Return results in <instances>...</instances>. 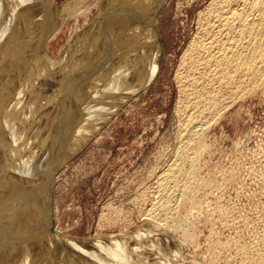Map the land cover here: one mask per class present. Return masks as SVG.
Returning a JSON list of instances; mask_svg holds the SVG:
<instances>
[{"label": "bare ground", "instance_id": "obj_1", "mask_svg": "<svg viewBox=\"0 0 264 264\" xmlns=\"http://www.w3.org/2000/svg\"><path fill=\"white\" fill-rule=\"evenodd\" d=\"M164 1L0 0V264H204L188 251L190 212L213 182L199 176L204 132L230 100L264 92V0H211L199 13L175 73L176 150L139 228L82 239L48 225L58 169L159 70ZM67 23L51 63L47 45ZM232 258L264 264V242Z\"/></svg>", "mask_w": 264, "mask_h": 264}, {"label": "rangeland", "instance_id": "obj_2", "mask_svg": "<svg viewBox=\"0 0 264 264\" xmlns=\"http://www.w3.org/2000/svg\"><path fill=\"white\" fill-rule=\"evenodd\" d=\"M210 1L162 4L157 14L159 70L58 169L50 193L53 203L46 206L52 205L48 225L54 236L85 239L139 228L151 180L176 150L180 120L175 73L182 51L197 31L199 13ZM69 27L67 23L48 43L45 54L51 63L66 42ZM263 93L230 100L204 132L207 149L199 176L213 182L199 194L196 211L190 212L196 226L188 245L204 264H233L238 247L264 242Z\"/></svg>", "mask_w": 264, "mask_h": 264}]
</instances>
